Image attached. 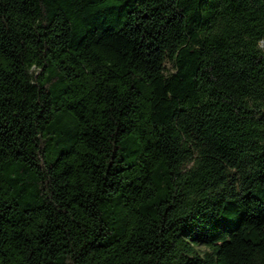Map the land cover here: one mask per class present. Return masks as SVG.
<instances>
[{
	"label": "trees",
	"instance_id": "1",
	"mask_svg": "<svg viewBox=\"0 0 264 264\" xmlns=\"http://www.w3.org/2000/svg\"><path fill=\"white\" fill-rule=\"evenodd\" d=\"M262 42L264 0H0V264H264Z\"/></svg>",
	"mask_w": 264,
	"mask_h": 264
},
{
	"label": "rangeland",
	"instance_id": "2",
	"mask_svg": "<svg viewBox=\"0 0 264 264\" xmlns=\"http://www.w3.org/2000/svg\"><path fill=\"white\" fill-rule=\"evenodd\" d=\"M260 48L264 51V42L260 43ZM202 249V248H201Z\"/></svg>",
	"mask_w": 264,
	"mask_h": 264
}]
</instances>
